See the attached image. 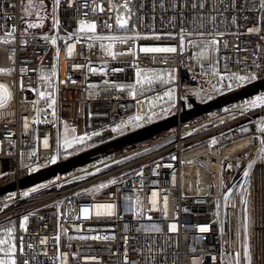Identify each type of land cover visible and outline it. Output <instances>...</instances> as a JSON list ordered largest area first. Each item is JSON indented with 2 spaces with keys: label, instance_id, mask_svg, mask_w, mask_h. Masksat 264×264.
Here are the masks:
<instances>
[{
  "label": "built area",
  "instance_id": "obj_1",
  "mask_svg": "<svg viewBox=\"0 0 264 264\" xmlns=\"http://www.w3.org/2000/svg\"><path fill=\"white\" fill-rule=\"evenodd\" d=\"M50 2V27L24 32L21 0H0V85L10 93L0 104V186L15 182L0 193V239L15 238L18 264L25 259L29 264H227L226 255L237 252L232 224L240 233V264H251L252 257L253 264H264V154L258 155L264 134L257 132L264 108L240 111L264 95V88L186 120L179 118L192 102L205 103L241 88L229 90L227 85L234 82L221 77L257 74L243 86L264 77V12L259 0H236L235 8L225 0L227 9L220 0H131L133 15L125 29L116 24V16L125 11L126 0H60L55 13L54 0ZM201 2L203 9L192 8ZM194 17L195 31L210 32L203 39L219 42L200 67L194 62L196 49L186 47L181 54L179 48L181 28L193 31ZM81 21L95 22L96 32H80ZM257 27L258 33L248 31ZM96 36L140 38L111 42ZM109 43L115 56L106 50ZM144 46H175L177 52L143 53ZM214 65L218 75H213ZM138 67L165 79L170 75L171 82L162 84L156 77L151 85H137ZM171 114L177 115L176 123L157 133L30 185L17 184L22 176L52 164L53 158L58 162ZM137 115L144 117L136 122L140 126L130 123ZM60 123L73 132L62 143ZM117 125L121 130L113 131ZM78 137L92 143L67 148L66 143ZM186 167L193 168V176L188 169L190 184ZM113 179L116 184L109 183ZM101 184L106 187L99 188ZM107 204L113 207H98ZM24 217L26 230L21 227ZM21 236L25 256L19 253Z\"/></svg>",
  "mask_w": 264,
  "mask_h": 264
},
{
  "label": "snow or ice",
  "instance_id": "obj_2",
  "mask_svg": "<svg viewBox=\"0 0 264 264\" xmlns=\"http://www.w3.org/2000/svg\"><path fill=\"white\" fill-rule=\"evenodd\" d=\"M42 2V0H41ZM220 2L222 4H224L225 9H227L229 7V5L227 3H225V0H220ZM60 0H54V4H53V13L56 12L58 6H59ZM130 3L131 0H126V2L122 5V7L125 9V15L123 17H121L119 14L116 16V24L121 28V29H125L128 28L129 26V21L132 18L133 13L131 12V8H130ZM33 3L32 0H29V5L28 7L31 8L33 7ZM163 3L160 4V7H163ZM200 7L201 9H203L205 7L204 3L201 2L199 5H197L196 3L192 4V8L195 9L197 7ZM231 6L233 8H235L236 6V0H231ZM23 7V4H22ZM85 7H87V4H85ZM112 8H115L116 5H111ZM155 7V5H154ZM173 7H175V4L173 5ZM259 8L262 12H264V0H259ZM28 9H25V11H27ZM95 11V9H93ZM100 11H103V8H100ZM201 20H203L204 18L201 17ZM213 21H215V17L212 18ZM245 19H247V17H245ZM261 20L264 21V17H261ZM233 22H235V17H233ZM192 25H193V31L188 32L186 31L184 28H181L180 31V52L181 54H183V52L185 51L186 47H190L193 49H199V52L196 53V57L198 60H208L210 59V57L208 56V53L210 51H216L218 50L217 45H218V41L213 38L210 40H205L203 39V37L205 36H210L212 35V33L210 32H206V31H195V27H196V18L194 17L192 20ZM59 21L57 19L54 18V25L58 26ZM37 27L36 24L30 23L28 24V28H35ZM199 27L201 29H204V24L201 23L199 25ZM109 28H111V25H109ZM15 31V29L13 28V32ZM80 32H89V33H95L96 32V23L93 22L91 24H85L83 21H81L80 24ZM249 32H259L260 29L257 28H250L248 30ZM12 33H9V35H11ZM198 36L200 37V39L198 40H192L190 37L192 36ZM219 35H223L222 33H220ZM71 38V36L69 37ZM93 37L89 36L88 39H92ZM139 39V36L136 37H118V36H96L95 39L97 40H109L111 42H115V41H120V42H124L126 39ZM147 38V37H145ZM160 36H156L155 39H160ZM45 39H47V37H45ZM77 39H80V37H77ZM262 39H264V37H262ZM53 43H55L56 41L53 40ZM101 49H105V45L103 43H101L100 45ZM113 47V43H109L107 45V49L109 51V53L113 56H115V53L111 52V49ZM72 51V47L69 46L68 47V52L71 53ZM140 51L143 53H176L177 52V47L175 46H165V47H149V46H144L140 48ZM214 59V58H212ZM253 63H256L255 61H253ZM257 67V72H259L260 70V65L256 64ZM92 71H95V69H91ZM114 71H122V69H115ZM165 72L167 73V70H165ZM53 75H55V72H53ZM137 80H136V84L137 85H142V84H149L151 85L153 80L156 77L160 78V83L162 84H168L171 82V76L169 75L167 79L164 78V74L161 73H157V72H152L151 70H144L141 68H137ZM213 75H218V72H216L215 70V65L213 66ZM257 78V74L253 73V74H246V75H237L235 73H230L229 75H227V77H221V80L227 79V80H231L234 82L230 83L227 85L228 89L231 90L233 88V86L235 87H242L244 83H248L251 82L252 80H255ZM128 87L130 88H135V85H128ZM21 90H23V85L21 84ZM167 95L171 96L172 92L169 91L168 93H166ZM10 93L8 92L7 87L0 85V104L3 103L4 100H6L9 97ZM45 95V93L41 92L40 96L43 98ZM56 103L55 99L52 100V105H54ZM51 106V105H50ZM256 107H262L264 108V95H257L254 99H252L250 102H246L240 109V111L246 112L249 110V108H256ZM225 111H228V109H225ZM155 114V113H153ZM144 117L137 115L134 120L130 121V123L135 124L136 126H140L139 124H137V121H141L143 120ZM149 119H151V117H149ZM122 125H117L116 128L113 129V131H119L121 130ZM257 132L264 134V121L261 122V124L257 127ZM93 135H98V133H93ZM90 139V137H88ZM85 140V137H78L76 138L77 143H83ZM259 142L261 144V148L259 149L258 155L260 154H264V138L259 139ZM47 143V142H45ZM212 143L215 145L218 143L217 140H213ZM69 146H71V144H69ZM172 159H175V157L173 156ZM53 163H55V158H53L52 160ZM255 159H253L249 164H248V168L251 169L253 167V165L255 164ZM229 168L232 167V165H228ZM99 171V169H98ZM245 177L249 176V172L245 171L244 173ZM110 184H116L117 180L113 179L111 181H109ZM106 187V185L101 184L99 186V188H104ZM95 190V189H94ZM38 191V188H33L32 192H36ZM25 196L28 195V193H24ZM153 195H155V193H153ZM9 199L11 198V194H9ZM227 200V197L225 198ZM245 205V211L247 212V200L242 201ZM165 204V211L167 209V199L165 198L164 201ZM98 207L100 208H108L111 209L113 207V205L111 204H107V205H98ZM83 212L85 214V216H87L88 214V208L85 207L83 208ZM99 214V213H98ZM111 212H108V215H111ZM28 217H24V224L21 225V227H25L26 222H27ZM149 219H151L149 217ZM245 223L243 225L244 228V232H245V236H247V217L245 218ZM175 229V226H173V230ZM26 230V227H25ZM207 228H202L201 231H207ZM8 231H14L13 229H9ZM82 239L84 237H81ZM94 239H99V237H93ZM107 238V237H105ZM57 240L59 239L58 237L56 238ZM46 242V241H45ZM27 247L29 249H31L33 247V245L29 244L27 245ZM243 248H244V256L248 257L250 260V254H249V250H248V246L247 244H243ZM19 253L21 256H25V245H24V239L21 236L20 237V244H19ZM16 255H17V245L15 243V238H11L9 240H5V239H0V264H18L17 259H16ZM240 256L241 253L240 252H236L234 255H226V260H227V264H240ZM34 259V257H33ZM23 264H29V260L25 259L23 261ZM55 264V262H54ZM61 264H66L65 261H61Z\"/></svg>",
  "mask_w": 264,
  "mask_h": 264
},
{
  "label": "water",
  "instance_id": "obj_3",
  "mask_svg": "<svg viewBox=\"0 0 264 264\" xmlns=\"http://www.w3.org/2000/svg\"><path fill=\"white\" fill-rule=\"evenodd\" d=\"M259 88H264V77L259 79L256 83L248 84L239 89L233 90L229 93L213 98L205 103L192 102V107L188 109H183L182 112L179 114V118L180 120H186L201 112L207 111L213 107L220 106L238 97H242L244 95L253 93L257 91ZM176 121H177V115L171 114L160 120L154 121L150 124L129 131L116 138H113L101 144L79 151L65 159L52 163L46 167H42L30 174H26L18 180L17 184L20 187L27 186L38 180L47 178L57 172L69 170L77 165H81L87 161L92 160L95 156H97L100 153H105L113 148H117L124 144H127L130 141L140 140L154 133H157L160 130H163L175 124ZM14 186H15L14 181L8 182L5 185L0 186V193L6 190H10Z\"/></svg>",
  "mask_w": 264,
  "mask_h": 264
},
{
  "label": "rangeland",
  "instance_id": "obj_4",
  "mask_svg": "<svg viewBox=\"0 0 264 264\" xmlns=\"http://www.w3.org/2000/svg\"><path fill=\"white\" fill-rule=\"evenodd\" d=\"M50 1V0H49ZM33 7L29 8V0H21V14H20V27L21 31L24 32H31V31H41L43 30L44 26L46 25V22H51L52 20V11L49 13L48 10V1L47 0H32ZM23 4V7H22ZM25 9H28L25 11ZM52 9V7H51ZM124 10L119 11V15L123 17L125 15ZM33 23L36 24L37 27L35 28H28V24ZM85 24H91L90 22H84ZM81 24V23H80ZM79 24V28H80ZM6 100L3 101V103ZM73 132L71 129H69L64 123H60V128H59V135H58V140L59 143L65 142L67 140H70L72 138ZM92 142H88V140H84V142L77 143V142H67L66 146L67 148H71L73 150H78V149H83L86 148L85 146L90 145ZM71 144V146H69ZM83 146V147H81Z\"/></svg>",
  "mask_w": 264,
  "mask_h": 264
},
{
  "label": "bare ground",
  "instance_id": "obj_5",
  "mask_svg": "<svg viewBox=\"0 0 264 264\" xmlns=\"http://www.w3.org/2000/svg\"><path fill=\"white\" fill-rule=\"evenodd\" d=\"M199 52V49H196L195 50V58L196 60L194 61L195 62V65L197 67H200V66H203L205 63H206V60H198L197 57H196V53ZM186 155H191V153H188ZM191 169L190 172H191V175L193 176V168L192 167H186L185 168V173H186V178H187V181L188 183L190 184L192 182V176L190 175V173L188 172V169ZM252 202H253V199L250 198L249 200V204L251 205V209L252 211H254V207L252 206ZM236 221H238V217L235 218ZM231 227H233L235 229V235H234V239H232V244L235 246L234 247V250L239 252V247H240V244H239V229H238V225H235V224H232ZM243 235V233L241 234V236ZM244 243V242H242ZM242 252H244V248H242ZM250 253V251H249ZM254 259L255 257H252V261H251V264L254 263ZM249 262V261H248Z\"/></svg>",
  "mask_w": 264,
  "mask_h": 264
},
{
  "label": "trees",
  "instance_id": "obj_6",
  "mask_svg": "<svg viewBox=\"0 0 264 264\" xmlns=\"http://www.w3.org/2000/svg\"><path fill=\"white\" fill-rule=\"evenodd\" d=\"M47 1H48V5H49V6H48V10H49V13H51V10H52V9H51V2H50L49 0H47ZM50 23H51V22H48V21H47V22H46V25H45L44 28H43V30H47V29L50 27ZM41 31H42V30H41Z\"/></svg>",
  "mask_w": 264,
  "mask_h": 264
}]
</instances>
